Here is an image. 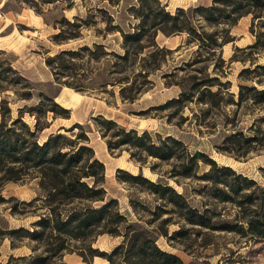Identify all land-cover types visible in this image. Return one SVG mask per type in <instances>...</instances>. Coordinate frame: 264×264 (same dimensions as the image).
Segmentation results:
<instances>
[{"label":"rangeland","instance_id":"rangeland-1","mask_svg":"<svg viewBox=\"0 0 264 264\" xmlns=\"http://www.w3.org/2000/svg\"><path fill=\"white\" fill-rule=\"evenodd\" d=\"M157 1L171 15L177 8L190 10L209 6L212 2ZM144 5L141 0H63L56 6L49 0H3L0 11L24 13L21 17L23 23L17 25V30L27 37L24 38L26 42L32 38L30 44L23 48L30 58L41 60L42 57L45 62L61 51H74L76 54L72 58L55 60L53 71L47 67L51 81L32 83L23 79L15 69L13 53L0 50V120L4 117L9 124L10 120L20 118L31 130L36 121L39 127L49 124L38 133L40 140L48 133H61L74 139L81 131L78 128L64 131L73 125L62 129L61 125L67 123L68 117L54 115L50 111L45 113L50 106L44 97L53 98L60 88H69L66 84L79 86L83 91L69 89L102 100L109 111L118 116V125L126 130L147 131L155 142V133L160 138L175 137L189 153H203L218 166H228L263 187L264 102H259L254 92H242L239 97V85L253 86L257 90L264 88V69L253 70L256 65H264V48L257 51L247 49L255 41L249 30L251 16L242 17L230 27L209 24L198 14L194 15L191 25L196 32L214 34L220 44L212 51L199 47L197 36H189L186 32L167 36L159 30H151L141 41V47L128 44V54L123 59L125 49L120 30L132 32L136 28L140 20L137 14L148 13ZM147 5L152 10L156 9L153 2ZM65 6H73V9L63 14L61 10ZM29 8L41 14L45 22L42 31L36 35L32 33L33 27L28 26L31 24L23 19L26 18L23 9ZM255 31L264 33V28ZM228 37L232 41L222 45V40ZM62 38L69 39L60 41ZM244 69L249 72L241 73ZM175 99L180 101L173 102ZM95 117L97 115L81 125L82 130L94 154L98 157L107 154L104 187L107 197L117 198L121 213L130 219L137 216L129 200L138 202L149 211L163 202L143 186L118 179L117 176L121 178V175L113 169L115 163H124V168L119 169L132 175L141 173L150 181L168 184L184 195L190 206L210 209L216 225L236 223L237 207L210 198L211 184L197 178H169L173 168L177 171L179 160L161 161L142 154L138 161L130 158L126 147L109 152L106 141L117 139L109 136L114 128H99L93 120ZM208 169V165L199 161L197 175ZM34 198L37 200L22 204ZM52 205L61 209L71 207L68 202ZM138 213L142 220L152 218L140 209ZM44 216H49L48 202L44 200L36 179H26L25 183L7 182L0 186L1 229L23 227L31 231L32 223ZM163 219H168L163 225L169 235L180 226L190 227L176 215L169 214H162L154 225ZM119 241L120 238L104 234L95 237L90 245L99 252H109ZM67 242L72 249L83 247L78 241ZM156 243L161 249L176 254L184 263L264 264V240L242 237L235 232L195 228L188 237L180 240V244L169 243L163 236L158 237ZM55 245L52 239L34 241L24 238L12 242L4 237L0 239V264H26L31 257L48 255L45 250ZM50 261L51 264H85L76 252L67 251L59 259L51 258ZM91 264L107 262L94 257Z\"/></svg>","mask_w":264,"mask_h":264},{"label":"trees","instance_id":"trees-1","mask_svg":"<svg viewBox=\"0 0 264 264\" xmlns=\"http://www.w3.org/2000/svg\"><path fill=\"white\" fill-rule=\"evenodd\" d=\"M141 1L145 3L144 7L148 13L145 14L143 11L137 14L140 20L132 32L120 30L125 49L123 59L127 57L128 44H134L136 48L141 47V41L151 30H159L167 36L186 32L189 36H197L201 48L212 51L219 47L220 44L217 43L214 34L197 33L191 25L193 16L197 14L209 24L230 27L242 17L250 15L249 30L254 35L255 41L247 49L257 51L264 48V40H262L264 33L255 31V29L264 28V0H212L209 6H197L190 10L177 8L173 15L161 8L157 0ZM148 2H153L156 9L152 10L147 5ZM57 38L59 35L55 36V40ZM68 39L62 38L60 41ZM231 41L232 38L228 37L222 40L221 44L225 45ZM75 54L74 51H61L48 57L45 64L53 71L52 65L55 60L62 57L72 58ZM255 69H264V65H256L253 70ZM246 72L249 70L244 69L241 73ZM66 85L75 91H83L82 87ZM242 92H254L257 100L264 102V88L257 90L253 86L239 85V97ZM44 98L50 106V109H45V113L50 111L54 115L68 117V110L58 105L54 101V96ZM179 101L175 99L173 102ZM93 120L98 123L99 128L104 126L107 129L114 128L109 136L117 139L111 141L109 138L106 141L109 152L126 147L130 152V158L138 161L142 154L161 161L179 160L177 171L173 168L169 172V178H197L211 184L212 187L208 193L210 198L221 203H232L237 207L236 223L216 225L210 209L201 210L190 206L186 197L168 184L150 181L141 173L132 175L117 169L121 175V178L117 176L118 179L143 186L163 202L155 210L149 211L138 202L129 200L133 213L137 215L134 219H130L120 212L117 199L107 197L104 187V164L95 157L81 125L74 124L69 129L62 128L66 132L78 128L81 133L74 139H69L61 133H48L43 140H40L38 133L48 128L49 124L39 127L36 121L34 129L31 130L20 118L10 120L8 124L2 117L0 120V186L7 182L25 183L26 179H36L44 200L48 202L49 216L40 217L32 223L31 231L23 227L0 228V239L8 237L12 242L24 238L34 241L52 239L56 243L55 247L45 250L48 255L31 257L26 264H51V258L59 259L64 251L76 252L85 264H91L94 257L103 258L107 264H194L184 263L173 252L161 249L156 242L158 237L163 236L169 243H179L195 228L235 232L242 237L264 240V186H258L253 180L228 166H218L203 153H189L186 146L175 137L160 138L155 133L154 136L157 139L155 142L147 131L138 133L135 129L126 130L114 120L102 116H97ZM199 161L209 166V169L201 175H197ZM35 200L37 199L34 198L22 204H29ZM56 202L60 204L68 202L71 207L69 209L54 207L52 204ZM75 203L76 205H73ZM167 206L171 208L166 209ZM138 209L147 212L152 218L147 220L138 218ZM162 214L176 215L190 227L180 226L169 235L163 225L168 222V219H163L161 223L154 225ZM104 234L120 238L109 252H99L90 245L95 237ZM70 240L80 242L83 247L69 248L67 241ZM183 250L187 252V249L183 248Z\"/></svg>","mask_w":264,"mask_h":264},{"label":"crops","instance_id":"crops-1","mask_svg":"<svg viewBox=\"0 0 264 264\" xmlns=\"http://www.w3.org/2000/svg\"><path fill=\"white\" fill-rule=\"evenodd\" d=\"M49 1L54 6L63 2V0ZM2 4L3 0H0V7ZM71 9H73V6L69 8H66L65 6L61 10V13L67 14V12ZM23 11L26 15V18L23 19L26 20L28 24L32 25H28L29 27H33L34 29L32 33L35 35L36 33L39 34L42 31V25L45 24L43 21V16L37 12H34L31 8L27 10L23 9ZM21 17H24V13H21V11L16 12V14H12L9 11H0V50L10 51L13 53L15 56L13 61L16 65L15 69L20 72L24 79L32 83L49 82L51 81V72L47 68L44 58L40 56L41 60L32 59L29 57V54H26L27 52H23V48L30 44V40L32 38L29 37V42H26L24 39L26 36L22 35L21 31L17 30V25H21L23 23V21H21ZM38 72L42 73L43 76H40ZM54 100L58 105L65 108L69 112L67 123L61 125L63 128L74 124L84 126L91 117L96 115L102 116L106 119L114 120L117 124H119L117 122L118 116L115 113H111L107 105H105L102 100L95 99L90 95H81L73 92L69 88H60L57 94L54 96ZM94 155L105 165L104 161L107 157V154L102 157H98L96 153ZM119 168H121L120 164L115 163L113 169L117 170ZM106 195H108L107 191ZM110 197L117 199L114 196Z\"/></svg>","mask_w":264,"mask_h":264},{"label":"bare ground","instance_id":"bare-ground-1","mask_svg":"<svg viewBox=\"0 0 264 264\" xmlns=\"http://www.w3.org/2000/svg\"><path fill=\"white\" fill-rule=\"evenodd\" d=\"M124 166H125L124 163H120V167H121V168H124ZM134 173H135V172H134Z\"/></svg>","mask_w":264,"mask_h":264}]
</instances>
